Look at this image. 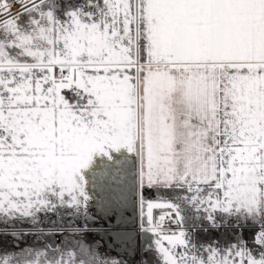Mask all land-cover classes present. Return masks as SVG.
I'll return each mask as SVG.
<instances>
[{
  "label": "snow or ice",
  "instance_id": "snow-or-ice-1",
  "mask_svg": "<svg viewBox=\"0 0 264 264\" xmlns=\"http://www.w3.org/2000/svg\"><path fill=\"white\" fill-rule=\"evenodd\" d=\"M99 216L136 264H264V0H0V264H129Z\"/></svg>",
  "mask_w": 264,
  "mask_h": 264
},
{
  "label": "crops",
  "instance_id": "crops-1",
  "mask_svg": "<svg viewBox=\"0 0 264 264\" xmlns=\"http://www.w3.org/2000/svg\"><path fill=\"white\" fill-rule=\"evenodd\" d=\"M115 191V186L113 185L111 188L109 187H103L98 188L96 191L97 199H106L110 195H112ZM92 211L94 213H99V209L97 207H93ZM159 212L160 210H156ZM127 222L129 225L133 224V222H137L136 231L138 232V218H139V212L137 210H133V208L129 207L125 213ZM112 224H115V221L108 222L105 218L102 216L98 217V223L96 225L97 229L99 230L97 233H94L93 236H90V241L96 242L100 246V251L104 253L106 256L115 258V259H128L129 264H136V260L139 259V254L135 257L128 255V249L125 245H123L120 241L115 239V237L105 234ZM129 231H133V229L130 227L128 229ZM59 242V240L55 241ZM137 242H139V238H137ZM29 243H34V241L29 240ZM11 250V248H10Z\"/></svg>",
  "mask_w": 264,
  "mask_h": 264
}]
</instances>
